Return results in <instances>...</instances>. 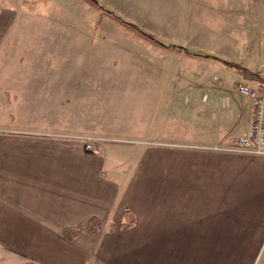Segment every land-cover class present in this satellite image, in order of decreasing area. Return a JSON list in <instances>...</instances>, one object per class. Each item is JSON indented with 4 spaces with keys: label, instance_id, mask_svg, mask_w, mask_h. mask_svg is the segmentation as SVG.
Segmentation results:
<instances>
[{
    "label": "crops",
    "instance_id": "0c3cea01",
    "mask_svg": "<svg viewBox=\"0 0 264 264\" xmlns=\"http://www.w3.org/2000/svg\"><path fill=\"white\" fill-rule=\"evenodd\" d=\"M98 1L166 43L264 75V0ZM42 16L80 29L91 43L173 59L175 51L201 66H177L183 79L172 86L193 88L192 111L178 129L165 128L158 143L87 149L81 136L105 129L99 117L53 119L47 130L0 126V264H264V154L215 147L248 128L251 103L233 90V70L202 55L163 53L129 32H108L116 22L85 0H0V60L9 29ZM4 65L0 79L9 77ZM34 67L37 75L17 71L14 80H0L9 107L2 119L17 116L10 104L36 100L33 86L51 87L56 103L68 98L64 88L72 94L81 84L72 66ZM210 74L216 80L206 79ZM126 210L135 217L128 228L122 227ZM92 218L101 225L96 233ZM73 227L79 234L70 240Z\"/></svg>",
    "mask_w": 264,
    "mask_h": 264
},
{
    "label": "rangeland",
    "instance_id": "374dc122",
    "mask_svg": "<svg viewBox=\"0 0 264 264\" xmlns=\"http://www.w3.org/2000/svg\"><path fill=\"white\" fill-rule=\"evenodd\" d=\"M39 20L40 18L37 21L20 19L19 24H14L9 29V34L1 44L3 56L0 60V63L5 64V72L9 77L4 76L0 80L4 83L14 80L18 75L17 71L37 75L40 71L34 65L46 66L48 71L51 70L50 66H72L75 69L73 79L81 84L72 88V94L64 88L68 98L56 103L49 100L51 87L33 86L37 93L31 97L36 100L22 98L19 102L10 104L17 116L14 119L0 117L1 127L47 130L48 123L53 119L68 124L72 120L93 122L90 117H99L101 121L104 120L105 129L99 130L96 136L91 135L98 138L97 146L109 143L136 148L143 143L160 142V134L165 128L178 129L181 117L192 111L193 96H190V92H193V88L172 85H175L174 81L181 83L183 79L177 68L182 65L188 69L195 66L196 60L186 62L175 51L171 52L175 57L173 59L172 56L165 57L151 50L128 52L121 48L112 49L102 42L91 43L80 29L68 30L63 25L53 23V17L46 19L42 16L41 22ZM107 31L129 32L117 23L108 26ZM156 47L163 53H168L162 47ZM215 63L219 68L230 69L222 62ZM15 65L27 66L13 69ZM198 65L201 66V63ZM202 66H205L206 71L212 69L209 63L202 62ZM218 70L217 75L221 77L222 72ZM232 72L233 75L228 78L231 83L235 82L233 90L236 93V86L240 82L264 91V82H254L243 76L237 78L238 72ZM256 73L264 77L263 74ZM12 74L14 75L10 76ZM212 78L216 80L214 74L206 75V79ZM1 98L3 96L0 92V116L5 109H9Z\"/></svg>",
    "mask_w": 264,
    "mask_h": 264
},
{
    "label": "built area",
    "instance_id": "2783aa9c",
    "mask_svg": "<svg viewBox=\"0 0 264 264\" xmlns=\"http://www.w3.org/2000/svg\"><path fill=\"white\" fill-rule=\"evenodd\" d=\"M236 89L238 93L248 98L251 103V112L247 131L233 137L228 145L215 146L219 150L234 153L264 154V91L248 83L240 82ZM87 149L96 151L95 136H81Z\"/></svg>",
    "mask_w": 264,
    "mask_h": 264
},
{
    "label": "trees",
    "instance_id": "16d2710c",
    "mask_svg": "<svg viewBox=\"0 0 264 264\" xmlns=\"http://www.w3.org/2000/svg\"><path fill=\"white\" fill-rule=\"evenodd\" d=\"M85 1L97 9L104 10L106 13H108L115 20V22L119 26H121V27L125 28L126 30H128L129 32H131L135 37L142 38V39L150 42L153 45H156V46H159V47H162L165 49L173 48V49L178 50L179 52L184 51L185 53H187L191 56L202 55V56L216 58L218 61L225 64L230 69L235 70L236 72L241 74L244 78L249 79V80L254 81V82H257V81L258 82H264L263 76H261L258 73L246 68L245 66L239 65L238 63L229 61V60L221 58V57H216V56L201 53V52H194V51H191V50L184 48L180 45H176V44H172V43H166V42L160 40L159 38H157L154 34L146 31L145 29H143L139 25L135 24L134 22H131V21L123 18L121 15L117 14L116 12H114L111 9L105 8L100 1H98V0H85ZM125 215H126L127 219L122 223V227L128 228L130 225L134 224L135 217H134L133 213H131L130 210H126ZM89 225H90V229L93 233H96L101 227L100 222L98 221L97 218H92L90 220ZM78 234H79V229L73 227V228H69L67 230L66 237L68 239L72 240ZM16 264H36V263L33 261H27V262H21V263H16Z\"/></svg>",
    "mask_w": 264,
    "mask_h": 264
}]
</instances>
